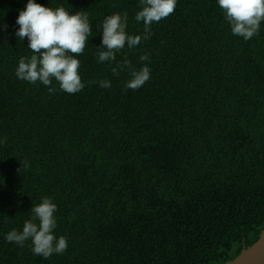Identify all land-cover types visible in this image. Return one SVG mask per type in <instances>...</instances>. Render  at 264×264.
Instances as JSON below:
<instances>
[{
	"label": "trees",
	"instance_id": "trees-1",
	"mask_svg": "<svg viewBox=\"0 0 264 264\" xmlns=\"http://www.w3.org/2000/svg\"><path fill=\"white\" fill-rule=\"evenodd\" d=\"M86 13L93 26L78 58L75 94L19 80L33 54L15 21L27 0H0V264H226L264 231V24L234 36L216 0H178L149 39L99 63L106 15L139 0H37ZM150 54V80L124 90L125 58ZM107 79L111 88H101ZM96 81L95 84L88 83ZM57 204L48 259L5 241L43 197Z\"/></svg>",
	"mask_w": 264,
	"mask_h": 264
},
{
	"label": "clouds",
	"instance_id": "clouds-1",
	"mask_svg": "<svg viewBox=\"0 0 264 264\" xmlns=\"http://www.w3.org/2000/svg\"><path fill=\"white\" fill-rule=\"evenodd\" d=\"M141 8L135 14V21L143 23L142 34H129L127 31L128 13L117 12L106 15L103 22L97 25L102 39L98 48L99 63L116 61V54L124 50L136 49L142 40L150 38L152 25L169 17L176 9L178 0H139ZM222 10L224 19L230 26L234 36L251 40L261 31L264 24V0H216ZM18 27L14 35L24 41L27 38V48L33 53L30 58L22 57L18 61L15 74L19 80L30 84L38 82L49 87L52 81L59 85V90L75 94L85 88L79 69L81 61L78 58L85 51L93 26L86 13L70 12L64 7H50L38 3L37 0H27L19 11L15 21ZM143 63L135 68L127 58L123 65L112 68L114 75L119 71L128 70L129 79L124 84V90H138L151 78L150 54L140 56ZM90 84L97 83L89 81ZM101 88H111L107 79L99 81ZM57 204L51 197H43L31 208V217L26 220L22 229L7 232L4 239L8 243L24 246L31 242L33 254L48 259L53 254L59 255L67 251L69 244L64 235H57Z\"/></svg>",
	"mask_w": 264,
	"mask_h": 264
},
{
	"label": "water",
	"instance_id": "water-1",
	"mask_svg": "<svg viewBox=\"0 0 264 264\" xmlns=\"http://www.w3.org/2000/svg\"><path fill=\"white\" fill-rule=\"evenodd\" d=\"M226 264H264V231L256 243L244 248L237 258Z\"/></svg>",
	"mask_w": 264,
	"mask_h": 264
}]
</instances>
